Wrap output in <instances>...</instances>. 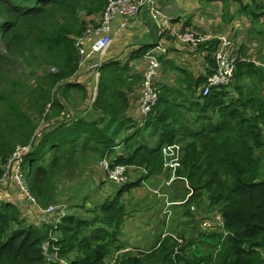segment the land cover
I'll list each match as a JSON object with an SVG mask.
<instances>
[{"label":"trees","instance_id":"16d2710c","mask_svg":"<svg viewBox=\"0 0 264 264\" xmlns=\"http://www.w3.org/2000/svg\"><path fill=\"white\" fill-rule=\"evenodd\" d=\"M107 2L0 0V178L17 146L29 144L23 169L43 207L58 203V178L71 172V165L86 164L92 154L114 166L133 167L137 175L127 184L107 187L111 196L93 206L85 196L73 197L74 211L56 228L29 221L24 194L11 189L0 204V264H49L43 242L50 238L67 264H109L126 247L121 238L126 220L163 200L149 194L137 199L136 192L158 185L172 206L183 207L195 191L184 215L192 217L198 239L177 233L174 226L164 239L155 234L159 243L151 250L126 251L116 264H264V61L258 65L237 57L235 81L206 96L200 90L207 76L195 79L175 66L183 73L179 85L161 86L159 102L146 118L140 113L143 77L130 75L129 66L103 63L92 108L83 114L71 94L85 90L73 81L81 59L77 40L98 26ZM248 8L242 5V13ZM251 10L259 18L264 2L256 1ZM219 42L209 40L198 48L213 54ZM206 59L209 75L216 63L211 55ZM29 76L35 77L31 84ZM134 89L137 100L131 96ZM86 97L83 93L82 100ZM48 104L51 112L44 115ZM42 116L44 126L39 125ZM155 136L156 144L149 146ZM81 208L93 216L81 215ZM209 213H220V227L201 231ZM167 217L161 218L165 226Z\"/></svg>","mask_w":264,"mask_h":264},{"label":"crops","instance_id":"0c3cea01","mask_svg":"<svg viewBox=\"0 0 264 264\" xmlns=\"http://www.w3.org/2000/svg\"><path fill=\"white\" fill-rule=\"evenodd\" d=\"M256 1L259 2L260 0H241V2L236 0H156L159 9H163L167 15L174 17V20L171 22V34L164 37L162 18H155L149 10H144L136 17L119 16L112 24L114 40L104 56L103 63L110 65V68L114 66H129L130 75L138 74L143 77L146 54L154 44L163 41L167 48V54L159 55V58L163 55V58L160 59L161 71L157 78L161 86L165 84L170 86L179 85V79L183 77V73L179 71V68H175V66L192 72L195 79L208 76L210 63L206 59V56H213L208 48L206 47V49L205 46H202L195 50L181 43L176 38L178 32L191 29L199 33L211 35V40L219 41L221 38L231 40V51L233 54L236 56L238 50L240 51V56H236V58L241 57V59L254 61L259 65L260 62L264 61V14L259 16V18L253 16L251 9L254 10ZM262 1L264 2V0ZM246 4L249 5L248 11L242 13V5ZM258 11V14H260L261 11ZM124 23L126 26L122 28V24ZM85 45L88 48L90 47L89 42H85ZM147 47L151 48L145 54H139L140 50L147 49ZM97 60L98 55L90 58L79 69V72L73 79L74 83L83 86L85 90L82 92L87 95L81 106L75 104L83 114L91 110L97 94L99 84L97 73L103 66L102 64L97 69L92 68V65ZM248 80L247 82H249ZM141 85H134V88L138 90ZM137 90L131 95L133 100H137L138 98ZM75 92L81 94V97L83 96L80 90H71V94H75ZM87 101L90 105H88ZM129 114L134 115L132 110ZM167 152L169 156L173 155L172 148L168 149ZM15 188L12 182L7 181L1 187V194L8 198V192ZM136 198L141 199L137 196ZM21 202L25 207V199L21 200ZM148 204L152 205L153 203L150 202ZM148 204L144 210L135 213L132 221L130 219L126 220L123 225L121 238L125 242L129 238L135 240V243L131 242V244L126 245L133 248V250L144 251L146 247L152 244L153 239H156V243L152 248L159 243L155 235L159 234V226H154L151 221L148 224L152 233L150 236L148 234H136L138 229L131 230L134 220L138 221L139 218L146 220L148 216L150 217V215H146V212L143 211L148 210V214H154L157 218L159 213L162 212L161 204H154L151 207H148ZM159 210L161 211L159 212ZM25 215L32 223L38 224L44 222L43 217L39 213L33 212ZM165 233L161 234L162 239ZM142 235H145V237H142Z\"/></svg>","mask_w":264,"mask_h":264},{"label":"built area","instance_id":"2783aa9c","mask_svg":"<svg viewBox=\"0 0 264 264\" xmlns=\"http://www.w3.org/2000/svg\"><path fill=\"white\" fill-rule=\"evenodd\" d=\"M144 10H149L155 18H162L163 35L166 30L167 33L171 34V22L174 20V17L172 15H167L163 9H159L156 0H108L98 26L89 27L86 35L77 40V47L81 56L79 69H81V67H83L86 62L95 55H98V60L92 65V68L97 69L98 67H101L104 56L114 40L112 24L116 18L119 16L136 17ZM125 26V23L122 24V28ZM176 38L181 43L188 45L195 50L198 49L199 45L212 39L209 34L199 33L191 29L178 32ZM85 42H89V48L85 45ZM231 46V40L225 38L220 39L219 45L213 53L216 66L213 69V72L207 77L205 84L200 90L204 96L209 95L212 89L228 87L235 81L236 56L231 51ZM160 54H167V48L163 41L154 44L145 57L146 64L143 71L140 103V113L144 118L148 117L160 99L161 85L157 80L161 71V62L159 59ZM99 76L100 72L98 71L97 80L99 79ZM50 112L51 104H48L45 115ZM32 147V144L17 146L5 165V173L3 177L0 178V189L5 182H12L16 189L24 194L23 199L26 201L24 207L25 212L39 213V215L43 217L44 222L56 228L66 216L67 211L65 212L64 207H59L53 204L48 207L41 206L35 195L32 193L30 183L27 180L23 169L25 156L30 152ZM101 164L104 166L110 180L117 185L127 184L131 180L137 178L133 167L122 164L114 166L108 159H103ZM143 170L146 171L145 169ZM167 183L168 185L171 184V182ZM142 191L145 193L141 195V193H143ZM147 194L151 197L158 196L159 198H162V210L165 211V213L170 211L172 202L168 198V194L162 191L161 185H158L157 187L141 188L137 191L139 198H142ZM6 199L7 198L0 193V204L6 201ZM51 239L53 238L47 239L43 242V252L46 256L47 262L53 264L61 261V263L67 264L64 260H60L59 249L52 244ZM52 248L53 250L51 251ZM124 252H126V249L116 252L110 259L111 261L109 264H116L117 257Z\"/></svg>","mask_w":264,"mask_h":264},{"label":"rangeland","instance_id":"374dc122","mask_svg":"<svg viewBox=\"0 0 264 264\" xmlns=\"http://www.w3.org/2000/svg\"><path fill=\"white\" fill-rule=\"evenodd\" d=\"M3 48L4 47L0 44V50H3ZM236 56H240V54L236 53ZM16 68H17V65H16ZM28 73L30 74V71ZM18 74H20V72ZM34 81H35V77H33V76H29L27 78V82L29 84L33 83ZM72 95L75 98L74 101H75L76 105L81 106L83 103L81 94H77V92H75V94H72ZM88 105H90L89 102H88ZM23 109L27 110L25 105H23ZM44 115H45V113H44ZM39 123H40L39 124L40 126H44L45 122H44L43 116H42L41 120L39 121ZM150 131L151 130L144 131L142 134L139 135V137L141 138L142 136L147 135L148 132H150ZM149 140H150L149 146L150 145L154 146L156 144V136L153 137L152 139H149ZM94 157L95 156L92 154L90 159L88 160V162L86 164L80 163L79 165H71L69 167V169H72L71 172H66V174L61 175L58 178V180H57L58 203L53 204V205H57L59 207H64L65 212L67 211V213H70V212L74 211V209H72L70 207V203H71L70 199H72L73 197H80L82 199L83 196H85L88 199L87 203H93L91 205V206H93L95 203L102 202L105 198L111 196L109 191L106 188L111 187V185L115 184V183H113L110 180L107 172L105 173V168L101 164L102 159L99 161L98 159H96ZM171 163L175 164L176 162H171ZM106 175L108 176V179H106ZM105 179H106L107 183H109V184H107L105 182ZM168 181L172 182V178ZM142 192L143 193H141V195L144 194V191H142ZM136 194H137V192H136ZM138 194H139V192H138ZM137 197L139 198L138 195H137ZM125 198L127 199L128 196H126ZM76 203H80V202H76ZM175 203L176 204H174V205H177V206L171 205V209L169 212L165 213V211H163V212L159 213V215H158L159 219L157 217H155L154 214H148V215H150V217L148 216V218H146V220L140 219V218L138 221L134 220V225L131 226V230L138 229L136 234H148L150 236L152 233H151L150 226L148 224L151 221V222H153V224L156 223V225L159 226V229H160L159 236H160V233L162 234L163 232H166L163 235V237H165L167 234H170V232L174 233L175 232L174 226H176L178 228V231L176 230L177 233L185 232L186 237H188V238L192 237V238L198 239L197 234H194V235L192 234L194 231V229H193L194 226H193V223L191 222L192 217L190 218L187 215H184V212H186L187 206L182 207V206L178 205L179 202H175ZM161 210H159V212ZM79 211H80L81 215H85L87 217L93 216L91 212L89 213L87 211H84V209H82V208L79 209ZM192 211L197 212L196 206H193ZM181 212L183 213L182 215H181ZM165 215L168 216L167 217L168 220L170 219L167 222V226H165V224H163L161 221V218H163ZM208 215H210L208 219H203V221L200 222L201 231H205L208 229L215 230L218 227H220V226H218L222 221V216L220 215V213H218V214L209 213ZM202 216H203V214L199 213V214H197L196 219L200 220L202 218ZM204 221H207L208 223L204 222ZM190 225H192L191 228H187V229L180 228V227H189ZM183 229H185L186 231H184ZM142 237H145V235H142ZM131 242L135 243V240L129 238V240L126 241V245L131 244ZM155 243H156V239H153L152 244L149 245L148 247H146L144 249V251L146 252V251L151 250L152 246ZM188 245H189V243H188ZM123 249H126L127 252L132 251L134 253L138 251V250H133V248H131L129 246H126ZM191 250H192V247L189 246L188 252H190Z\"/></svg>","mask_w":264,"mask_h":264},{"label":"water","instance_id":"95a60500","mask_svg":"<svg viewBox=\"0 0 264 264\" xmlns=\"http://www.w3.org/2000/svg\"><path fill=\"white\" fill-rule=\"evenodd\" d=\"M194 192H195V191H193V193H194ZM193 193H192V194H193ZM192 194H191V195L188 197V199L183 203L184 206H187V205H188L189 201L191 200ZM188 243H189V242H188ZM188 243L182 247V250H183V251L187 248Z\"/></svg>","mask_w":264,"mask_h":264},{"label":"clouds","instance_id":"9594fccd","mask_svg":"<svg viewBox=\"0 0 264 264\" xmlns=\"http://www.w3.org/2000/svg\"><path fill=\"white\" fill-rule=\"evenodd\" d=\"M209 75H210V74H209ZM209 75H208V76H209ZM208 76H207V77H208ZM206 80H207V78H206ZM205 82H206V81H205ZM172 205H173V204H172ZM183 205H184V204H183ZM161 209H162V207H161ZM192 209H193V207H192ZM162 212H163V211H162ZM169 220H170V219H169ZM169 220H168V221H169ZM207 221H208V220H207ZM207 221H205V222H207ZM168 235H170V234H167L166 236H168ZM166 236H165V237H166ZM165 237H163V239H164ZM189 243H190V242H189ZM185 245H186V244H185Z\"/></svg>","mask_w":264,"mask_h":264},{"label":"bare ground","instance_id":"6f19581e","mask_svg":"<svg viewBox=\"0 0 264 264\" xmlns=\"http://www.w3.org/2000/svg\"><path fill=\"white\" fill-rule=\"evenodd\" d=\"M118 260V259H117Z\"/></svg>","mask_w":264,"mask_h":264}]
</instances>
